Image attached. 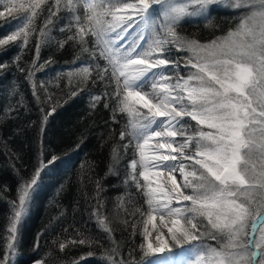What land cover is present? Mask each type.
Masks as SVG:
<instances>
[{
	"label": "snow or ice",
	"instance_id": "6c2138e0",
	"mask_svg": "<svg viewBox=\"0 0 264 264\" xmlns=\"http://www.w3.org/2000/svg\"><path fill=\"white\" fill-rule=\"evenodd\" d=\"M45 3L33 0L26 23ZM214 5L235 12V26L204 43L184 36V22H210ZM61 10L71 14L67 26L76 28L68 39L93 61L97 54L105 61L85 63L82 71L93 68L101 80L110 71L112 95L119 97L113 118L117 111L127 115L128 132L122 129L120 138L131 139L122 148L133 145L138 158L124 182L130 180L147 205L137 246L143 264H264V0H54L41 36ZM26 23L0 43L24 32L27 44ZM180 52L187 55H173ZM39 171L21 178L12 202L8 255L15 254ZM93 216L110 240L107 264H135L131 253L127 260L121 255L106 217L95 209ZM7 259L0 257V264Z\"/></svg>",
	"mask_w": 264,
	"mask_h": 264
},
{
	"label": "trees",
	"instance_id": "16d2710c",
	"mask_svg": "<svg viewBox=\"0 0 264 264\" xmlns=\"http://www.w3.org/2000/svg\"><path fill=\"white\" fill-rule=\"evenodd\" d=\"M32 2L0 0V38L26 23ZM53 3L46 0L26 23L27 44L24 32L0 43V257H8L6 264H107L104 252L110 240L97 226L95 209L113 229L123 258L131 253L135 264H142L137 246L143 242L141 213L147 205L132 182H124L135 158L130 144L122 148L129 140L120 138L121 130H128L127 115L117 111L113 118L119 97L112 95L116 86L108 82L110 71L103 80L93 68L82 71L85 63L103 66L105 61L98 54L93 61L80 43L68 39L76 32L67 26L70 13L57 12L40 35ZM211 7L210 22H184V36L204 43L235 26V12ZM95 96L100 99H91ZM51 157L55 160L49 163ZM38 169V186L18 227L15 254L8 255L12 202L21 178L29 179ZM82 238L91 243L80 244ZM62 242L66 246L61 251Z\"/></svg>",
	"mask_w": 264,
	"mask_h": 264
},
{
	"label": "rangeland",
	"instance_id": "374dc122",
	"mask_svg": "<svg viewBox=\"0 0 264 264\" xmlns=\"http://www.w3.org/2000/svg\"><path fill=\"white\" fill-rule=\"evenodd\" d=\"M226 2H227V0H226ZM215 6H217L218 8H226V9H228L227 7H225V6H219V5H215ZM154 7H155V5H154ZM229 10V9H228ZM199 20H205V18H199ZM120 43H122V42H120ZM173 55H180V56H183V55H187V53H183V52H180V53H173ZM180 71H181V74H183V72L185 71V69L182 67V62H181V69H180ZM146 91H147V89H145ZM146 111V110H145ZM191 123H195L194 121L193 122H191ZM128 132V130L126 131V133ZM124 138H127L128 140H130L131 138L127 135V134H125V136H124ZM130 147H133V145H131L130 144ZM134 148V147H133ZM135 158H138L136 155H135ZM140 169L138 168L137 169V171H139ZM177 173H179V171H177ZM176 173V174H177ZM177 176V175H176ZM180 179V177H178L177 176V180H179ZM141 183H143V181H141ZM184 203H189V202H184ZM250 224H251V221L249 222ZM144 227V224H142V228ZM142 239H143V237H142ZM192 243H197V241H193ZM184 247L186 248V247H189V245H184ZM172 251L175 253V252H178V251H180V249L179 248H177V247H173L172 248ZM153 257H149L147 260H150V259H152ZM147 260H145V261H147ZM143 264V263H142Z\"/></svg>",
	"mask_w": 264,
	"mask_h": 264
},
{
	"label": "bare ground",
	"instance_id": "6f19581e",
	"mask_svg": "<svg viewBox=\"0 0 264 264\" xmlns=\"http://www.w3.org/2000/svg\"><path fill=\"white\" fill-rule=\"evenodd\" d=\"M155 139H156V138H154V140H155ZM178 162H179V161H178ZM165 175H166V173H165ZM176 175H177L178 177H180V179L178 180V182H181V181H182V177L180 176V174L177 173ZM156 223H157V226H158V227L161 226V225H160V221H159V219H157ZM149 229L151 230V225H150V224H149ZM155 235H156V232H155V231H152V239H153V241H154ZM154 246H155V243H154Z\"/></svg>",
	"mask_w": 264,
	"mask_h": 264
}]
</instances>
